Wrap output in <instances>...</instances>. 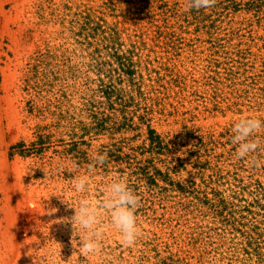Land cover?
Listing matches in <instances>:
<instances>
[{"label":"rangeland","instance_id":"374dc122","mask_svg":"<svg viewBox=\"0 0 264 264\" xmlns=\"http://www.w3.org/2000/svg\"><path fill=\"white\" fill-rule=\"evenodd\" d=\"M185 5L0 0V264H264V152L232 144L264 119V0ZM97 152L88 198L126 178L142 229L101 258L70 223Z\"/></svg>","mask_w":264,"mask_h":264},{"label":"clouds","instance_id":"9594fccd","mask_svg":"<svg viewBox=\"0 0 264 264\" xmlns=\"http://www.w3.org/2000/svg\"><path fill=\"white\" fill-rule=\"evenodd\" d=\"M215 4L216 0H186L184 11L208 9ZM232 133L236 158L247 159L253 166H258V155L264 152V119L241 118L232 126ZM106 160V153H95L87 174L78 175L72 185L73 191L81 198L75 208L68 205L74 209L70 223L72 228L75 225L82 232L78 247L80 255L85 257H104L105 233L111 229L118 232L120 246L124 248H134L142 235L136 217L140 197L129 187L126 178L117 177L108 182L103 188L101 199L88 198L91 191L90 174L95 171L97 165H103ZM72 166L78 167L75 163ZM55 211L57 209H50L49 214Z\"/></svg>","mask_w":264,"mask_h":264},{"label":"trees","instance_id":"16d2710c","mask_svg":"<svg viewBox=\"0 0 264 264\" xmlns=\"http://www.w3.org/2000/svg\"><path fill=\"white\" fill-rule=\"evenodd\" d=\"M90 17L91 15L90 16L88 15L87 17H84V20H89ZM25 152H29V151H26V147L24 146V144H17L10 147L9 156L11 157L15 153L25 154Z\"/></svg>","mask_w":264,"mask_h":264}]
</instances>
